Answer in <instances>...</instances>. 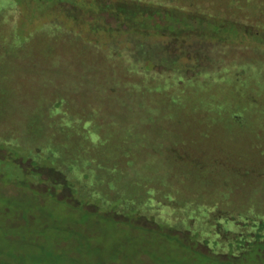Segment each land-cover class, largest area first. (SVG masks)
Segmentation results:
<instances>
[{
  "label": "rangeland",
  "instance_id": "1",
  "mask_svg": "<svg viewBox=\"0 0 264 264\" xmlns=\"http://www.w3.org/2000/svg\"><path fill=\"white\" fill-rule=\"evenodd\" d=\"M85 202L200 242L264 215V0H0V238ZM130 238L91 246L173 253Z\"/></svg>",
  "mask_w": 264,
  "mask_h": 264
},
{
  "label": "trees",
  "instance_id": "2",
  "mask_svg": "<svg viewBox=\"0 0 264 264\" xmlns=\"http://www.w3.org/2000/svg\"><path fill=\"white\" fill-rule=\"evenodd\" d=\"M144 10L138 7L136 15L125 11L126 18L155 20L159 13L157 9ZM163 15L167 18L172 13ZM88 204L74 208L65 206L61 211L64 222L60 225L50 214L52 218L43 223L39 221L34 231H27L32 233L29 237L0 238V264H129L118 257L102 259L91 242L117 243L130 240L131 235L167 245L166 250L173 253L165 256L163 264H264V215L239 212L237 219L223 212H208L204 217L199 216L203 217L207 228L203 232L208 234L200 242L173 233L164 224L145 226L135 220L138 217L135 213L122 216L94 204L86 207ZM22 222L30 226L36 223H29L27 218ZM210 241L224 248L206 246L208 249L204 250L199 247L200 243Z\"/></svg>",
  "mask_w": 264,
  "mask_h": 264
}]
</instances>
